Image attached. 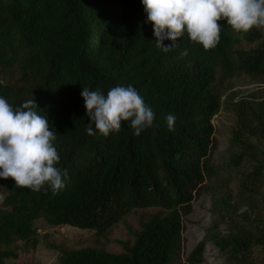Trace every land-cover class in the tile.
I'll return each mask as SVG.
<instances>
[{"label": "trees", "instance_id": "1", "mask_svg": "<svg viewBox=\"0 0 264 264\" xmlns=\"http://www.w3.org/2000/svg\"><path fill=\"white\" fill-rule=\"evenodd\" d=\"M220 37L205 50L185 34L165 53L155 46L142 0H0V96L13 107L36 100L38 113L57 132V166L68 171L66 187L55 195L0 179L6 194L0 203V264L18 257L12 245L31 240L39 218L104 233L132 210L152 207L159 210L120 252L49 247L59 251L58 264L202 260L200 244L181 262L183 217L206 177L216 173L211 150L212 118L221 107L218 81L238 74L264 79V31L237 32L224 23ZM184 49L188 56L181 58ZM129 84L154 111V125L139 136L127 122L107 137L89 135L83 87L107 93ZM168 114L176 118L171 131ZM261 169L249 177L252 184L262 180ZM253 242L238 236L215 244L237 260L247 258Z\"/></svg>", "mask_w": 264, "mask_h": 264}, {"label": "rangeland", "instance_id": "2", "mask_svg": "<svg viewBox=\"0 0 264 264\" xmlns=\"http://www.w3.org/2000/svg\"><path fill=\"white\" fill-rule=\"evenodd\" d=\"M217 89L221 107L212 118L211 150L216 173L206 177L193 209L183 217L181 262L203 244L202 260L197 264H264V175L256 185L249 179L261 165L264 173V79L238 74L219 79ZM5 196L0 187V203ZM158 210H132L104 233L53 225L39 218L34 222L35 236L13 244L18 257L4 264H58L60 253L50 243L71 249L102 246L120 252ZM238 236L254 241L247 258L235 260L215 244L218 238Z\"/></svg>", "mask_w": 264, "mask_h": 264}, {"label": "clouds", "instance_id": "3", "mask_svg": "<svg viewBox=\"0 0 264 264\" xmlns=\"http://www.w3.org/2000/svg\"><path fill=\"white\" fill-rule=\"evenodd\" d=\"M142 5L155 46L165 53L178 47V38L185 34L205 50L215 48L224 23L237 32L264 31V0H142ZM165 40L171 44L166 46ZM187 56L184 49L180 57ZM81 96L89 135L98 132L107 137L127 122L133 135L139 136L154 125V111L131 84L113 86L107 93L83 87ZM37 108L36 100L13 107L0 96V179L11 177L18 187L33 192L50 189L55 195L66 187L68 171L57 166V132ZM175 119L173 114L166 117L170 131Z\"/></svg>", "mask_w": 264, "mask_h": 264}]
</instances>
